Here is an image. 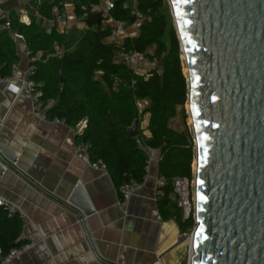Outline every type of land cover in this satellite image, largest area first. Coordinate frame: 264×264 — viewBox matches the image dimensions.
Masks as SVG:
<instances>
[{"label":"trees","instance_id":"1","mask_svg":"<svg viewBox=\"0 0 264 264\" xmlns=\"http://www.w3.org/2000/svg\"><path fill=\"white\" fill-rule=\"evenodd\" d=\"M70 1L76 17L83 26L69 27L73 36L65 42L52 21L51 9H63ZM42 0L35 3L37 15L43 23L31 16L25 24L11 11V26L0 30V76L11 74L12 65L19 59L15 33L24 38L25 45L33 51L42 50L48 55L45 61L35 64L34 79L41 83L43 101L52 99L46 109L49 118H58L76 129L78 141L87 145L92 162L101 161L119 187L129 179L142 183L146 174L147 153L144 145L158 150V171L165 177L162 195L157 205L162 213L174 217L181 235L194 227V218L183 219L176 200L171 198L174 177L193 178L194 142L192 132L176 130L170 119L188 114L184 108L187 100V80L182 69L180 43L171 19L166 0H117L112 10L116 19L130 25L135 11L142 15L136 35L124 37L121 47L126 51L144 52L156 61L149 71L139 72L115 59L118 46L107 41L111 27L104 25L101 15L92 7L99 0ZM134 6V10H133ZM50 29V31H48ZM56 47L61 49L57 53ZM102 73L98 74L97 71ZM63 79V82H61ZM145 100L140 109L137 102ZM149 115L143 136L138 116ZM137 119L138 136L131 137L127 128ZM81 122L84 126L77 128ZM142 140V144L139 143ZM0 205V247L3 253L24 242L20 238L22 219L15 212ZM182 264H186V257Z\"/></svg>","mask_w":264,"mask_h":264},{"label":"water","instance_id":"2","mask_svg":"<svg viewBox=\"0 0 264 264\" xmlns=\"http://www.w3.org/2000/svg\"><path fill=\"white\" fill-rule=\"evenodd\" d=\"M167 2L194 142L187 264H264V0ZM72 36L65 30V42ZM127 130L138 136L137 119ZM15 160L0 144V173ZM67 203L82 216L94 210L81 183Z\"/></svg>","mask_w":264,"mask_h":264},{"label":"crops","instance_id":"3","mask_svg":"<svg viewBox=\"0 0 264 264\" xmlns=\"http://www.w3.org/2000/svg\"><path fill=\"white\" fill-rule=\"evenodd\" d=\"M35 3L9 0L0 7L19 16H36L43 23ZM68 4L73 10L70 1L63 9ZM67 24L68 29L84 25L76 15ZM22 46L16 41V63L21 68L25 65ZM145 105V100L138 101L140 109ZM148 120L149 115L139 126L147 131L146 137L150 136ZM83 126L81 122L77 128ZM0 144L16 155L0 173V197L14 205L12 214L17 212L22 219L20 238L32 244L7 264H151L157 259L182 264L187 232L181 235L175 218L157 205L162 195H155L160 175L158 150L140 187L122 205L119 187L106 168L92 165L87 145L76 138V129L49 118L46 109L34 111L29 92L21 88L13 93L1 76ZM77 183L82 184L94 209L87 216L67 203Z\"/></svg>","mask_w":264,"mask_h":264},{"label":"built area","instance_id":"4","mask_svg":"<svg viewBox=\"0 0 264 264\" xmlns=\"http://www.w3.org/2000/svg\"><path fill=\"white\" fill-rule=\"evenodd\" d=\"M9 0H0V6L3 2ZM37 3H40L42 0H35ZM67 1V0H63ZM117 0H99V2L92 7L93 10H96L100 13L102 22L104 25H109L111 27V33L107 37V41L115 43L118 48L114 52L115 59L120 61L123 59L126 64H128L133 71L143 72L149 71L150 69L156 66V61L150 59L144 52L137 50L126 51L121 47L124 37H131L138 32V28L141 24L142 15L136 10V18L130 25H125V23L116 19L112 15V10L115 7ZM53 19L52 21L57 24L58 29L61 32H65L68 29V24L66 21V13L64 9L59 8L58 6H53L51 9ZM20 20L25 24L30 23V18L27 15L20 16ZM11 26V12L8 9H3L0 7V30L9 29ZM15 41L23 43L22 52L25 57V65L21 68L17 63L12 65L11 74L9 76L3 77L5 81L6 88L13 93H18L21 88H25L31 98V107L34 111L41 109H47L53 104L52 99H47L43 101L41 99L42 90L41 83L34 79L35 75V64L37 62H43L48 55L42 50L33 51L28 48L24 43V38L22 35L15 33L13 35ZM57 53H61L62 50L56 47ZM98 74L102 73L101 70L97 71ZM138 105V102H137ZM139 107V106H138ZM148 117L147 113L141 114L138 116L139 126L140 121ZM55 121H61L58 118H53ZM141 130V129H140ZM143 136L146 135L147 131H142ZM139 143L142 144V140H139ZM144 149L147 153V160L145 170L148 168L150 161L153 159L154 155L157 152V149L151 146L144 145ZM94 167L100 166L106 168L101 161L92 163ZM194 170V169H193ZM192 170V171H193ZM194 177V171H193ZM159 186L155 190V195L158 196L161 194V187L165 184V177L159 175L158 177ZM141 183L136 182L133 179H129L125 183L119 186V194L122 205H126L130 195L140 187ZM172 195L176 200V204L179 207L181 217L187 219L190 216L194 218V181L193 178L190 179L186 176L174 177L172 180ZM0 205L5 206L10 213L13 212L14 205L7 200L0 197ZM187 232V234L191 233ZM31 243H22L18 246L11 247L8 252L3 253L2 248L0 247V264L10 263L12 260L18 259L22 256L24 252L31 248ZM109 264H121L118 262L109 263ZM151 264H164L159 259L155 260Z\"/></svg>","mask_w":264,"mask_h":264},{"label":"rangeland","instance_id":"5","mask_svg":"<svg viewBox=\"0 0 264 264\" xmlns=\"http://www.w3.org/2000/svg\"><path fill=\"white\" fill-rule=\"evenodd\" d=\"M130 1L131 0H128V2L130 3ZM133 1H135V0H133ZM167 1V0H166ZM135 8H134V6H133V10H134ZM168 11H169V13H170V15H171V11H170V7H169V5H168ZM65 12H66V20L68 21V22H70V21H72V19L74 18V16H75V13H74V11L72 10V7H71V4H68V5H66V7H65ZM171 19H172V16H171ZM181 59H182V69H183V72L185 73V65H184V61H183V58H182V56H181ZM184 108H185V110H186V112L188 111V109H187V105H186V103H185V105H184ZM187 114H188V112H187ZM170 125L173 127V128H175L176 130H185V129H187L189 132H191V120H190V117H189V115H188V117H186V119L183 121L182 120V118L180 117V116H177V117H174V118H172L171 119V121H170ZM193 165H192V168L194 169V165H195V160L193 161V163H192ZM189 236H190V234L188 233V234H186V236H184L185 237V240L184 241H186L185 242V248H186V250H185V254H186V264H187V258H188V255H189Z\"/></svg>","mask_w":264,"mask_h":264},{"label":"bare ground","instance_id":"6","mask_svg":"<svg viewBox=\"0 0 264 264\" xmlns=\"http://www.w3.org/2000/svg\"><path fill=\"white\" fill-rule=\"evenodd\" d=\"M186 71H187V69H186V66H185V73H186ZM187 105V109H188V104H186ZM190 120H191V118H190ZM194 169H195V165H194Z\"/></svg>","mask_w":264,"mask_h":264}]
</instances>
